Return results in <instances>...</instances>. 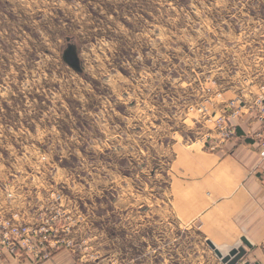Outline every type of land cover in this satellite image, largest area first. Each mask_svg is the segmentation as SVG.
<instances>
[{
	"label": "rangeland",
	"instance_id": "1",
	"mask_svg": "<svg viewBox=\"0 0 264 264\" xmlns=\"http://www.w3.org/2000/svg\"><path fill=\"white\" fill-rule=\"evenodd\" d=\"M262 98L264 0H0V256L226 264L178 227L169 170Z\"/></svg>",
	"mask_w": 264,
	"mask_h": 264
},
{
	"label": "crops",
	"instance_id": "2",
	"mask_svg": "<svg viewBox=\"0 0 264 264\" xmlns=\"http://www.w3.org/2000/svg\"><path fill=\"white\" fill-rule=\"evenodd\" d=\"M234 124L236 136L221 148L206 143L194 149L178 147L169 170L171 207L178 227L198 231L224 256L245 247L239 264H264V144L258 137L264 138V118L252 109ZM20 256L5 252L0 264H79L82 260L76 250L64 247L38 263Z\"/></svg>",
	"mask_w": 264,
	"mask_h": 264
},
{
	"label": "built area",
	"instance_id": "3",
	"mask_svg": "<svg viewBox=\"0 0 264 264\" xmlns=\"http://www.w3.org/2000/svg\"><path fill=\"white\" fill-rule=\"evenodd\" d=\"M256 109H258L262 115V117L264 118V99H259L256 103ZM237 134V126L235 124H226L225 126V131L223 135V138L225 140H230V138H232L234 135ZM258 137L261 139V141H263L264 144V138L259 134ZM227 143V142H226ZM211 148L215 149V147L213 146V143H211ZM43 230L46 229L45 227L42 228ZM11 235L7 234L5 235V239L3 240V243H7L10 246H12V250L15 249L16 246V242L23 240L25 243H31V232H30V228L27 227H18V226H14L12 228L11 231ZM29 249L31 250V248L29 247ZM49 250L51 251V249H46L44 248V252L42 253L43 257L48 259L51 258V253L49 252ZM35 254L36 250L34 251ZM38 255V254H37ZM41 255V254H40Z\"/></svg>",
	"mask_w": 264,
	"mask_h": 264
},
{
	"label": "water",
	"instance_id": "4",
	"mask_svg": "<svg viewBox=\"0 0 264 264\" xmlns=\"http://www.w3.org/2000/svg\"><path fill=\"white\" fill-rule=\"evenodd\" d=\"M65 59L78 72H83L84 70L83 65L80 60L78 50L75 44L72 43L69 44L67 50L65 51ZM243 240L247 246L251 245L250 242H248L246 239ZM208 244L215 250L218 256L222 259V262L226 264H239L240 260L246 254V248L239 247L237 249H233L229 255L224 256L212 241H208ZM246 264H251V263H246Z\"/></svg>",
	"mask_w": 264,
	"mask_h": 264
}]
</instances>
